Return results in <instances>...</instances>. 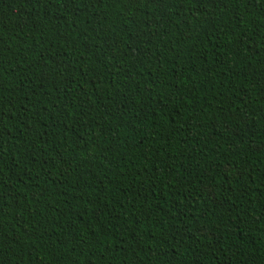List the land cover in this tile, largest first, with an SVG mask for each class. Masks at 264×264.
<instances>
[{
	"label": "trees",
	"instance_id": "1",
	"mask_svg": "<svg viewBox=\"0 0 264 264\" xmlns=\"http://www.w3.org/2000/svg\"><path fill=\"white\" fill-rule=\"evenodd\" d=\"M0 264H264V0H0Z\"/></svg>",
	"mask_w": 264,
	"mask_h": 264
}]
</instances>
